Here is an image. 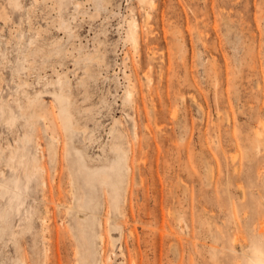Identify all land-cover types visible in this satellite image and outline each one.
I'll list each match as a JSON object with an SVG mask.
<instances>
[{
	"label": "rangeland",
	"instance_id": "obj_1",
	"mask_svg": "<svg viewBox=\"0 0 264 264\" xmlns=\"http://www.w3.org/2000/svg\"><path fill=\"white\" fill-rule=\"evenodd\" d=\"M149 3L0 0V264H75L62 203L91 188L79 156L98 168L118 153L121 211L108 218L109 187H94L99 264L252 263L264 241V0Z\"/></svg>",
	"mask_w": 264,
	"mask_h": 264
},
{
	"label": "bare ground",
	"instance_id": "obj_2",
	"mask_svg": "<svg viewBox=\"0 0 264 264\" xmlns=\"http://www.w3.org/2000/svg\"><path fill=\"white\" fill-rule=\"evenodd\" d=\"M150 2L151 3L149 4L154 5L156 0H150ZM131 26L132 31L130 37L135 47H138L139 38L142 34L139 31V26L135 20H132ZM146 75L152 80L149 70L146 72ZM132 94L133 91L131 89H128V95L131 96ZM65 114L67 120H70V114ZM173 114H176V112H173ZM262 128L257 127L256 130L259 140H262V136H264V133L262 131L264 129ZM78 160L79 183H82L81 177H83L85 183H89L91 185V188L85 189L81 194H79L78 204L62 203L66 207V213L70 214L73 212L75 219L74 225L72 222L66 224L67 229L65 233L66 236L70 238L75 245V264H99L98 256L99 254L103 255L105 252L107 235L104 232V222L99 215L100 201L97 194L95 193V183L98 182L102 186L106 187L107 185L109 187V197H106V203L104 202L106 207L108 206V218L111 217L110 207L114 208V210L121 211V203L125 187L124 182L126 180V157L121 153H118L116 157L108 159L105 162L103 161V165L98 168H93L83 154L79 156ZM162 209H164L163 206ZM168 213L172 215L174 212L171 208H168ZM133 220L134 223L141 222L147 224V226L159 228L158 226L150 225L148 221L145 222L143 216L141 215L137 216L136 214H133ZM163 227L164 224L162 223L160 225V228ZM137 229L138 225L133 224L131 229L132 234L138 235ZM255 229L258 231L256 232V234H258L259 236L264 235V225L255 227ZM5 233V226L0 225V236L4 235ZM163 236L164 235H162V237ZM239 239H241V234L237 233L235 236V240ZM250 255L252 256V263L250 264H264V241H261L260 243H254V248Z\"/></svg>",
	"mask_w": 264,
	"mask_h": 264
}]
</instances>
